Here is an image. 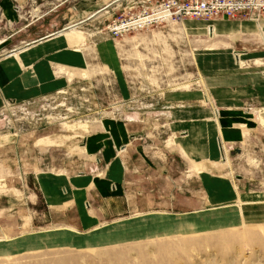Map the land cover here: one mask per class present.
I'll list each match as a JSON object with an SVG mask.
<instances>
[{
    "label": "rangeland",
    "instance_id": "obj_1",
    "mask_svg": "<svg viewBox=\"0 0 264 264\" xmlns=\"http://www.w3.org/2000/svg\"><path fill=\"white\" fill-rule=\"evenodd\" d=\"M113 1L0 9V55L40 43L0 84V264H264V17L63 30Z\"/></svg>",
    "mask_w": 264,
    "mask_h": 264
},
{
    "label": "built area",
    "instance_id": "obj_2",
    "mask_svg": "<svg viewBox=\"0 0 264 264\" xmlns=\"http://www.w3.org/2000/svg\"><path fill=\"white\" fill-rule=\"evenodd\" d=\"M245 17L258 21L264 17V0H143L136 12L106 27L114 39L158 26L168 19L197 20L210 23L217 19Z\"/></svg>",
    "mask_w": 264,
    "mask_h": 264
},
{
    "label": "crops",
    "instance_id": "obj_3",
    "mask_svg": "<svg viewBox=\"0 0 264 264\" xmlns=\"http://www.w3.org/2000/svg\"><path fill=\"white\" fill-rule=\"evenodd\" d=\"M0 9L2 10L3 16L9 21V22H15L16 21V15L13 14V4L11 2V0H3L2 2H0ZM42 43V42H41ZM40 43L36 44V45H29L30 47H28V45H26L25 48L19 50V51H15V50H11L9 52H6L2 55H0V84L2 85H14V88L18 85L17 80L21 79L22 77H20V75H22L20 72L18 73L17 70L15 69V64L14 59L19 55H22L23 53H26L29 49H32L33 47H37ZM24 58L25 61V68H27V64L30 67L32 64V58L27 56H23L21 57V59ZM26 71V70H25ZM27 78V76H24L23 80L25 81ZM22 83V81H21ZM1 87V86H0ZM22 87V84H21ZM9 88H11V86H9ZM16 90V89H15ZM24 90V91H23ZM4 91V90H3ZM25 92H29V90H27V88H22V91L20 90L21 94H24ZM3 93H0V99L1 100H6L3 95ZM28 101H25L24 103H26ZM83 187L84 192L88 194V196L92 199H94L91 195L92 190H96V191H100L99 188L97 187H92L90 183H85L83 185H80ZM40 191H41V195L44 198L45 203L48 205V207L51 208H56V207H52V206H56L58 205V202L60 200L58 194H55V190L52 189L50 186L47 184V182H40ZM118 189V186H113L110 191L112 193L116 192V190ZM65 190V189H63ZM64 194L65 191H64ZM96 196V195H95Z\"/></svg>",
    "mask_w": 264,
    "mask_h": 264
},
{
    "label": "water",
    "instance_id": "obj_4",
    "mask_svg": "<svg viewBox=\"0 0 264 264\" xmlns=\"http://www.w3.org/2000/svg\"><path fill=\"white\" fill-rule=\"evenodd\" d=\"M123 1H126V0H115V1H113L111 4H108L107 6H105L104 9H102V10L98 11L97 13H95L94 15H92L90 18H88V19H86V20H84V21H81V22L78 23V24H75V25L69 26V27H67V28H65V29H63V30L66 31V30H69V29H71V28H77L78 26L83 25L84 23H86L87 21H89V19L97 17V16H98L99 14H101L102 12L107 11L108 9L112 8L113 5H117V4H119V3L123 2Z\"/></svg>",
    "mask_w": 264,
    "mask_h": 264
}]
</instances>
